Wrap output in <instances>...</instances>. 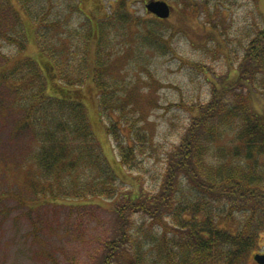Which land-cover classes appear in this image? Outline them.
I'll list each match as a JSON object with an SVG mask.
<instances>
[{
    "label": "trees",
    "instance_id": "16d2710c",
    "mask_svg": "<svg viewBox=\"0 0 264 264\" xmlns=\"http://www.w3.org/2000/svg\"><path fill=\"white\" fill-rule=\"evenodd\" d=\"M51 3L47 0L40 5L41 12L29 11V16L42 21L38 38L60 84L53 85L56 93L42 59L26 54L22 28L8 37L17 42L21 61L0 75L15 93V104L25 110L20 120L34 129L37 142L27 158L35 161L38 178L23 191L38 194L43 204L48 198L62 197L114 199L119 231L105 244L98 264H246L253 252L261 250L264 232V100H259L262 110L251 103L252 95L264 96V26L245 47L235 80H221L189 118L166 152L159 189L151 192L142 185V177L132 173L143 168L140 155L151 146L150 135L136 120L129 119V129L125 128V113L121 119L110 116L118 108L124 110L123 96L113 91L116 77L108 72L107 53L100 43L103 38L111 42L105 34L108 23L117 26L130 20L98 17L92 25L87 19L89 32L79 34L85 39L84 52L64 51L67 59L62 60L56 47L60 35L43 13ZM144 36L153 44L160 39L153 29ZM94 87L99 115L108 121L106 136L111 145L116 143L114 148L110 145L115 150L111 157L79 93ZM237 87L249 97L234 92ZM121 170L132 173L131 184L121 178ZM29 202L24 206L33 209L34 199ZM139 213L147 216L140 223L133 217ZM146 236H153V242Z\"/></svg>",
    "mask_w": 264,
    "mask_h": 264
},
{
    "label": "rangeland",
    "instance_id": "374dc122",
    "mask_svg": "<svg viewBox=\"0 0 264 264\" xmlns=\"http://www.w3.org/2000/svg\"><path fill=\"white\" fill-rule=\"evenodd\" d=\"M147 1L49 0L52 3L43 13L54 25L53 32L60 35L61 42L56 47L62 60L67 59L64 51L73 50L78 55L84 52L85 39L79 34L85 29L89 32L88 21L93 25L94 19L109 16L130 20L117 26L108 23L105 34L111 42L106 38L100 42L107 53L108 72L116 77L113 91L123 96L124 110L118 108L110 116L121 119L125 113V128L129 127V119L136 120L150 135L151 146L148 144L140 155L144 171L132 173L136 171L142 177L147 191L156 192L163 180L160 172L166 163V152L178 141L189 118L197 114L198 105L210 99L221 80L227 83L237 77L245 47L264 26V0H167L172 10L163 20L146 9ZM44 2L47 0H27L24 4L21 0H0V75L21 61L17 42L8 38L21 28L27 39L26 54L42 59L46 72H53L51 60L40 48L42 21L40 24V20L29 16V11L41 12ZM149 29L156 36L160 34L155 44L144 36ZM93 44L94 41L90 48ZM90 53L95 55L93 50ZM50 73L47 72L51 91L56 93L53 85L59 82ZM7 84L0 81V264H98L106 252L105 244L119 231L121 220L114 199L62 197L48 198L43 204L38 194L26 188L23 191L33 184V178H38L35 161L33 164L27 158L37 142L34 129L21 122L25 110L15 104L17 97ZM94 89L79 93L111 157L115 150L106 136L108 121L99 115L98 90ZM237 89L234 92L243 91L249 97L245 89ZM234 92L231 96L235 100ZM259 100L264 96L252 95L251 103L262 110ZM119 173L126 183H132L131 172ZM31 199L33 209L24 206ZM133 217L138 223L147 219L141 213ZM153 238L146 236L148 241L153 242ZM261 245L246 264H258L254 255L264 251V232Z\"/></svg>",
    "mask_w": 264,
    "mask_h": 264
},
{
    "label": "water",
    "instance_id": "95a60500",
    "mask_svg": "<svg viewBox=\"0 0 264 264\" xmlns=\"http://www.w3.org/2000/svg\"><path fill=\"white\" fill-rule=\"evenodd\" d=\"M146 7L159 17H167L171 12V6L165 0H149ZM255 259L258 263L264 264V253L255 254Z\"/></svg>",
    "mask_w": 264,
    "mask_h": 264
}]
</instances>
